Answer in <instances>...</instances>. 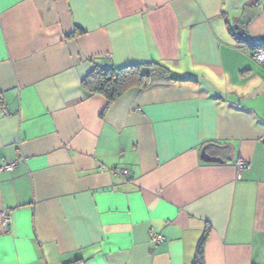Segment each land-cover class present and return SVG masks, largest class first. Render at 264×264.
<instances>
[{
	"label": "crops",
	"instance_id": "obj_1",
	"mask_svg": "<svg viewBox=\"0 0 264 264\" xmlns=\"http://www.w3.org/2000/svg\"><path fill=\"white\" fill-rule=\"evenodd\" d=\"M256 45L264 0H0V264H264ZM94 63L191 82L105 110Z\"/></svg>",
	"mask_w": 264,
	"mask_h": 264
},
{
	"label": "trees",
	"instance_id": "obj_2",
	"mask_svg": "<svg viewBox=\"0 0 264 264\" xmlns=\"http://www.w3.org/2000/svg\"><path fill=\"white\" fill-rule=\"evenodd\" d=\"M231 31L237 42L251 45L244 40L245 34L242 32L235 34L233 30ZM77 33L80 32L77 31ZM259 47H264V45H256L251 48ZM160 82L183 83L191 81L175 77L168 68L159 63H145L121 68L94 63L90 73L82 79L81 87L89 94L103 97L106 100V110L128 90L132 88L145 89ZM206 240L207 232L203 233L198 241L193 264H204L203 252Z\"/></svg>",
	"mask_w": 264,
	"mask_h": 264
},
{
	"label": "built area",
	"instance_id": "obj_3",
	"mask_svg": "<svg viewBox=\"0 0 264 264\" xmlns=\"http://www.w3.org/2000/svg\"><path fill=\"white\" fill-rule=\"evenodd\" d=\"M249 55L252 58L254 62L260 65H264V47L259 48H251L249 50ZM17 162H11L9 164H3L0 166V171L3 172H12L16 167ZM123 176L127 175L126 171H122L121 173ZM4 224H7L9 222V218L7 216H3ZM150 243L152 245L159 244L163 241V237L159 234L151 233L150 234Z\"/></svg>",
	"mask_w": 264,
	"mask_h": 264
}]
</instances>
